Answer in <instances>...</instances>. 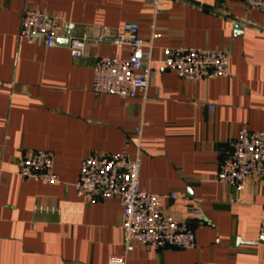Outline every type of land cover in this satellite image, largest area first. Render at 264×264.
Instances as JSON below:
<instances>
[{"label":"crops","instance_id":"crops-1","mask_svg":"<svg viewBox=\"0 0 264 264\" xmlns=\"http://www.w3.org/2000/svg\"><path fill=\"white\" fill-rule=\"evenodd\" d=\"M26 6L60 16L55 45L20 40ZM129 21L146 40L155 23L154 57L165 47L224 49L230 74L191 81L154 64L145 93H94L96 55L128 49L106 38L76 58L69 37L95 39ZM243 125L264 129V13L245 1L168 0L154 16L149 0H0V264H108L123 253L120 199L88 202L74 187L85 157L113 151L139 155L141 185L196 234L190 248L137 244L126 264H264V178L248 177L240 205L229 202L240 193L217 179ZM27 149L54 154L58 182L19 174Z\"/></svg>","mask_w":264,"mask_h":264},{"label":"built area","instance_id":"built-area-1","mask_svg":"<svg viewBox=\"0 0 264 264\" xmlns=\"http://www.w3.org/2000/svg\"><path fill=\"white\" fill-rule=\"evenodd\" d=\"M154 16L168 0H149ZM249 6L264 13V0H243ZM151 37L146 40L139 34V23L129 21L122 27H103L97 38L73 34L68 47L73 57L87 53L91 41L110 38L117 47L128 49L127 57L96 55L92 91L134 97L145 93L151 83L154 64L175 70L180 77L196 81L230 74L229 54L224 49L198 46L165 47L163 56L152 54L154 39L159 35L155 23ZM61 29L58 14L46 9L26 6L22 11L19 29L20 40L29 43L43 41L53 46ZM214 109V103L209 104ZM144 121L136 129L141 132ZM142 161L139 155L131 157L126 152H95L81 161L78 178L74 184L76 193L88 202L118 197L123 204L122 227L124 250L109 257L108 264H126L135 245L141 244L155 250L173 246L190 248L196 245V234L189 218L178 219L165 213L161 206L163 195L144 188L140 183ZM19 174L26 179L50 184L59 181L55 170V156L47 149H27L17 157ZM2 168L0 166V176ZM252 174L264 178V129L252 130L247 125L240 128L231 152L219 164L217 179L238 191L229 202L245 204L248 198L242 194L247 179ZM176 197L177 193L169 194ZM193 217L202 213L200 206L190 209ZM264 235V222L260 226Z\"/></svg>","mask_w":264,"mask_h":264},{"label":"water","instance_id":"water-1","mask_svg":"<svg viewBox=\"0 0 264 264\" xmlns=\"http://www.w3.org/2000/svg\"><path fill=\"white\" fill-rule=\"evenodd\" d=\"M263 239H264V236H263Z\"/></svg>","mask_w":264,"mask_h":264}]
</instances>
